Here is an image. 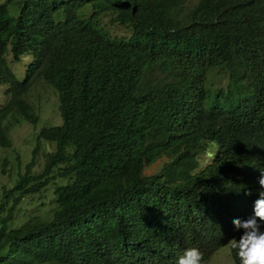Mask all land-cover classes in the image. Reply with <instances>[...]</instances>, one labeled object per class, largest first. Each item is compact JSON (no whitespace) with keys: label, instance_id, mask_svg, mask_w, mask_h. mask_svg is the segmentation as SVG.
<instances>
[{"label":"trees","instance_id":"trees-1","mask_svg":"<svg viewBox=\"0 0 264 264\" xmlns=\"http://www.w3.org/2000/svg\"><path fill=\"white\" fill-rule=\"evenodd\" d=\"M7 49L31 54L22 79ZM0 82V145L37 120L39 84L60 118L1 193L0 264H176L192 247L206 264L239 239L264 172V0H0ZM38 196L44 212L7 227Z\"/></svg>","mask_w":264,"mask_h":264},{"label":"rangeland","instance_id":"rangeland-1","mask_svg":"<svg viewBox=\"0 0 264 264\" xmlns=\"http://www.w3.org/2000/svg\"><path fill=\"white\" fill-rule=\"evenodd\" d=\"M192 0H189V2ZM108 22V17H103ZM121 32V31H118ZM7 66L12 70L17 79H22L25 74V68L31 61L30 53H22L18 60H12L10 51L7 49L4 53ZM5 82H0V105L6 99ZM33 86V85H32ZM31 86V87H32ZM26 98L33 104L34 110L38 116L34 123H30L20 115L13 121L6 130V137L10 139L9 145H0V199L3 189L10 187L15 180L17 170L22 171L26 162L31 158V148L35 144L36 134L41 126L59 123L60 118L56 110V95L50 85L46 83L39 84L36 89H31L26 94ZM53 142L44 139L39 140V149L34 157L35 164L33 170H39L42 167V156L44 152L51 149ZM200 164L203 165L209 156L203 151L197 153ZM51 190L50 185L48 186ZM45 193H47L45 191ZM51 197H52V193ZM46 194L43 201L50 199ZM49 198V199H48ZM48 199V200H47ZM39 196L35 199L23 198L15 207L13 215L6 223L7 227L20 225L30 214L42 212L45 206L38 204ZM44 212V211H43ZM2 211H0V215ZM206 264H235L231 258L227 244L219 246L212 252Z\"/></svg>","mask_w":264,"mask_h":264},{"label":"clouds","instance_id":"clouds-1","mask_svg":"<svg viewBox=\"0 0 264 264\" xmlns=\"http://www.w3.org/2000/svg\"><path fill=\"white\" fill-rule=\"evenodd\" d=\"M258 184L262 190L254 201L252 215L232 221L241 235L227 242L229 250L238 255L239 264H264V172H260ZM250 194L245 192V195ZM176 264H204V255L196 247L188 248L177 258Z\"/></svg>","mask_w":264,"mask_h":264}]
</instances>
